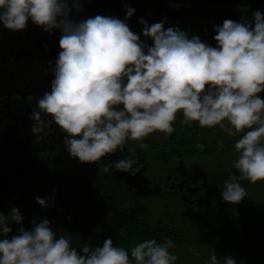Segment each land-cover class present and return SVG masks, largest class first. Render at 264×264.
Returning a JSON list of instances; mask_svg holds the SVG:
<instances>
[{
  "label": "clouds",
  "instance_id": "obj_1",
  "mask_svg": "<svg viewBox=\"0 0 264 264\" xmlns=\"http://www.w3.org/2000/svg\"><path fill=\"white\" fill-rule=\"evenodd\" d=\"M124 16H80L83 0H0V24L23 30L29 21L52 34L59 30L60 51L52 66L50 90L37 97L31 132L42 142L58 126L63 144L80 162H97L128 140L141 149L152 133L165 137L193 122L218 128L235 141L237 158L222 183L221 198L238 204L247 197L242 181H264V12L252 19L226 18L214 24L215 46L168 17L149 23L139 17L141 33L128 20L136 9L125 3ZM75 13V14H74ZM151 40L149 44L147 40ZM51 63V61H50ZM223 143V141H218ZM203 149L202 143L196 144ZM108 161L103 172L135 174L142 168L135 150ZM233 169L236 172H233ZM44 209L55 197L36 196ZM70 219V217H69ZM17 206L0 211V264H176L174 241L144 239L126 249L107 237L102 244L73 245L47 217L33 216L25 228ZM16 225L13 231V225ZM195 257L201 252L189 249ZM231 254L218 258L211 248L205 264H237Z\"/></svg>",
  "mask_w": 264,
  "mask_h": 264
},
{
  "label": "flooded vegetation",
  "instance_id": "obj_2",
  "mask_svg": "<svg viewBox=\"0 0 264 264\" xmlns=\"http://www.w3.org/2000/svg\"><path fill=\"white\" fill-rule=\"evenodd\" d=\"M125 3L136 9L128 24L131 30L141 35V39L147 38L141 33L139 17L143 16L149 23H153L167 16L165 27L178 25L189 34H198L203 41L213 46L216 43L213 39L214 24H222L226 18L251 20L253 11L259 9L264 12V0H83L84 11L78 15L87 17L102 14L123 18ZM59 38V30L49 34L31 21L25 29L19 31H12L0 24V211L17 206L23 216L28 218L33 213L39 217L52 211L58 212L71 205L72 198L82 194L80 186L75 183L89 176L101 184L112 173L123 184L136 185L150 180L145 188L146 193L170 197L174 195L192 205L204 203L212 193H221L222 183L228 178L227 170L238 156L235 149L224 147L234 143L239 134L228 137L218 128H201L196 122L181 126L179 121L182 117H178L176 130L171 135L165 137L157 132L146 137V148L141 149L139 142L128 140L123 152L116 151L123 157L130 150L140 151V160L144 159L145 155H142L146 152L160 155L162 151V156L166 150L198 151L168 159H160L159 156L148 163V170L137 181H131L117 170L104 173L103 167L107 163L105 158L87 163L71 157L63 144L64 133L55 124L52 125L55 131L44 141L37 142L31 132V113L37 97L50 90L53 78L51 69L60 51ZM147 42L152 43L150 39ZM258 95L264 98V92ZM221 140L223 143H218ZM197 143H202L203 149L197 148ZM210 147H218L219 151L209 154L207 151ZM149 154L154 156V153ZM152 166L156 169L151 172L150 179H145ZM80 168H87L88 171ZM233 172L236 170L233 169ZM132 185L129 186L130 190H133ZM46 195L58 200L67 199V202L44 209L34 197ZM106 196L109 195L103 191L95 197L103 201L100 203L98 200V204H93L94 211L82 210L78 215H81L82 221L95 225L99 223V228L104 231L107 228L114 230L115 238L118 228L127 221L129 215L124 209L121 213H114L108 221L104 217L106 213L101 215L100 210L114 211V202H106L109 199ZM120 220L121 223H118ZM52 223L58 226L55 221ZM12 227L15 231L17 226L14 224Z\"/></svg>",
  "mask_w": 264,
  "mask_h": 264
},
{
  "label": "rangeland",
  "instance_id": "obj_3",
  "mask_svg": "<svg viewBox=\"0 0 264 264\" xmlns=\"http://www.w3.org/2000/svg\"><path fill=\"white\" fill-rule=\"evenodd\" d=\"M87 170V168H80ZM156 168L152 166L146 174L145 179H150L151 172ZM107 176L101 184L96 183L89 176L83 178L74 185L80 186V194L71 199V205L65 206L60 211H52L42 214L39 217H47L59 234L69 235L72 238L73 245L80 247L85 243L102 244L103 240L111 237L113 241L114 230L107 231L99 228L98 224L82 221V210L94 211V203L99 200L95 198L105 191L106 202H114L112 209L114 211L103 209L100 214L105 212V218L108 221L114 216V213H121L124 209L134 207L143 215L148 222H155L163 217H169L171 222L176 224V228L182 232L184 237L182 243H175L174 247L169 249L178 256L176 264H205L208 258V251L211 248L217 250L218 258L222 254H231L233 256L243 251H248L251 255H264V181L256 183H242L247 189V197L238 204L225 202L221 198V193H212L204 203L191 204L182 202L177 196L158 195L157 193H146L145 188L150 184V180L146 182L132 185L130 183L123 184L115 179L114 173ZM98 188L96 189V187ZM132 185V189L129 186ZM136 188H139L137 191ZM96 191V194L95 192ZM114 191H116L114 193ZM138 192V193H137ZM249 200H255L261 203L263 215L251 230V235L256 238V242L252 244H236L228 234L230 225L236 221L238 209L241 205ZM98 204V202H96ZM97 209H100L96 206ZM70 217V219H69ZM87 217H89L87 215ZM125 220V216H123ZM122 219V220H123ZM118 223H121V221ZM113 228V227H112ZM195 247L201 252L200 257H195L189 250Z\"/></svg>",
  "mask_w": 264,
  "mask_h": 264
},
{
  "label": "trees",
  "instance_id": "obj_4",
  "mask_svg": "<svg viewBox=\"0 0 264 264\" xmlns=\"http://www.w3.org/2000/svg\"><path fill=\"white\" fill-rule=\"evenodd\" d=\"M234 143H228V146L224 147L225 149H235ZM219 151V148H209V154H215ZM198 151L196 150H183V149H175V150H166L165 155H161L163 153L160 152V155H155V152H146L143 154L144 159H139L140 151H135L138 159L142 162V168L139 172L130 174L129 172L119 171L123 176H127L131 181H137L140 179L145 172L148 170L149 162L154 161L159 158L160 159H168L175 156L186 155V154H195ZM128 153V152H127ZM149 153H154V156H148ZM129 154V153H128ZM148 154V155H147ZM124 158L119 153H112L105 157V161H114ZM67 202L65 200L55 199L54 205H64ZM53 205V206H54ZM51 207V206H50ZM128 212L127 221L121 225L115 235L114 245L119 247H124L126 249H130L134 244L143 241L144 239L154 238L157 242H163L165 239H172L175 243H182L184 237L182 236V232L176 228V224L171 222L169 217H163L155 222H148L145 220L143 215L134 207L126 208ZM263 215L262 205L258 201L249 200L244 202L241 207L238 209L237 219L234 221L229 229L228 234L231 239L236 244H252L256 242V238L251 235V230L255 226L256 223L260 220ZM36 216L33 213L29 218L25 216L23 224L25 228H30L32 226V218ZM238 259L237 264H264V255H251L248 251H243L235 255Z\"/></svg>",
  "mask_w": 264,
  "mask_h": 264
}]
</instances>
